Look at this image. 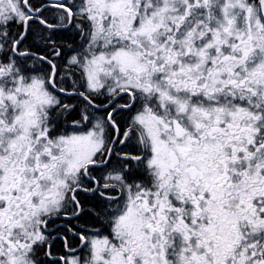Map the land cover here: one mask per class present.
I'll use <instances>...</instances> for the list:
<instances>
[{
	"label": "snow or ice",
	"instance_id": "1",
	"mask_svg": "<svg viewBox=\"0 0 264 264\" xmlns=\"http://www.w3.org/2000/svg\"><path fill=\"white\" fill-rule=\"evenodd\" d=\"M0 264H264V0H0Z\"/></svg>",
	"mask_w": 264,
	"mask_h": 264
}]
</instances>
